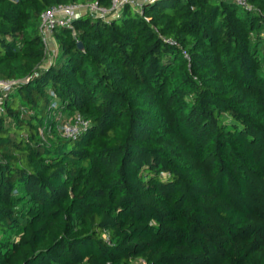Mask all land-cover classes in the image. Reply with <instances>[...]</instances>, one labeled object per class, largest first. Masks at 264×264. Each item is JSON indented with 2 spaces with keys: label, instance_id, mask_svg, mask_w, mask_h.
I'll return each mask as SVG.
<instances>
[{
  "label": "trees",
  "instance_id": "obj_1",
  "mask_svg": "<svg viewBox=\"0 0 264 264\" xmlns=\"http://www.w3.org/2000/svg\"><path fill=\"white\" fill-rule=\"evenodd\" d=\"M250 1L76 16L48 61L45 11L112 0H0V80L17 81L0 264H264V0ZM58 112L90 125L64 138Z\"/></svg>",
  "mask_w": 264,
  "mask_h": 264
},
{
  "label": "built area",
  "instance_id": "obj_2",
  "mask_svg": "<svg viewBox=\"0 0 264 264\" xmlns=\"http://www.w3.org/2000/svg\"><path fill=\"white\" fill-rule=\"evenodd\" d=\"M154 0H112L110 7H102L98 3L79 5H58L47 11L41 16V30L44 35L51 36L58 26H70L73 18H75L82 7L85 8L93 15H97L106 19L118 17L121 12L130 6L138 11H142L144 4L150 3ZM234 2L238 6L247 11L255 9L250 0H228ZM173 43V42H171ZM187 57L190 59L189 55ZM17 81L15 80H0V114L4 112V105L9 94L13 90ZM57 119L60 121L55 125V130L64 138L75 139L82 131L86 130L90 123L82 115L75 114L72 117H64L62 112L57 113ZM52 128L48 127L47 132L51 133ZM43 133V131L41 132ZM138 264H144V261H139Z\"/></svg>",
  "mask_w": 264,
  "mask_h": 264
},
{
  "label": "rangeland",
  "instance_id": "obj_3",
  "mask_svg": "<svg viewBox=\"0 0 264 264\" xmlns=\"http://www.w3.org/2000/svg\"><path fill=\"white\" fill-rule=\"evenodd\" d=\"M87 13H90V12H88V10L85 8V6H83L82 10L80 11V13L77 16H82V15H85ZM44 39H45V43H46V47H47V54H48L47 60L49 61L50 59H53V56L56 55L58 45H57V41L55 40L54 33L51 36L45 35ZM49 136L53 137V134H49Z\"/></svg>",
  "mask_w": 264,
  "mask_h": 264
},
{
  "label": "water",
  "instance_id": "obj_4",
  "mask_svg": "<svg viewBox=\"0 0 264 264\" xmlns=\"http://www.w3.org/2000/svg\"><path fill=\"white\" fill-rule=\"evenodd\" d=\"M79 46H80V47L82 46L81 43H79Z\"/></svg>",
  "mask_w": 264,
  "mask_h": 264
}]
</instances>
